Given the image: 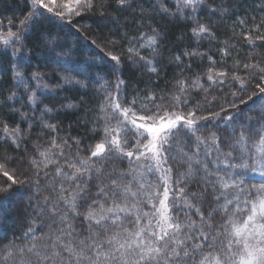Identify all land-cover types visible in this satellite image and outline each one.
Segmentation results:
<instances>
[{
	"label": "snow or ice",
	"instance_id": "obj_1",
	"mask_svg": "<svg viewBox=\"0 0 264 264\" xmlns=\"http://www.w3.org/2000/svg\"><path fill=\"white\" fill-rule=\"evenodd\" d=\"M169 3L175 7L169 8ZM115 8L127 13L123 20L118 13L108 10L106 0H29V10L20 21L19 30H9L0 36L4 45L10 42L18 45L13 49V55L20 56L12 68L13 80L25 85L27 103L32 106L31 115L19 108L10 110L20 115V122L15 127L10 128L0 120L4 137L19 149L26 138H31L35 124L45 132L56 133L46 147L34 143V155L25 147L21 165L26 163L28 171L21 172L17 168L9 172L0 163V174L11 182L0 186V205L12 195L14 186H19L27 189L26 207L39 210L40 215L47 212L50 225L58 222L55 231L38 237L36 232L39 229L34 219L23 235L25 241L31 242L18 244L16 240L19 238H14L4 245L0 248V264H264V185L245 188L240 177L228 171L249 167L247 163L231 162L236 159L233 151L239 146L241 157L246 152L253 159L252 170L260 169L258 174L264 176V147L257 149V153L245 148L257 137L264 146V103L258 109H249V112L257 111L258 115L245 113L235 104L230 105L231 111L221 107L220 111L207 116H196L199 105L197 109L184 113L182 109L189 102L187 93L190 88L208 91L200 84L199 77L191 85L186 83L187 77L175 81L174 91L161 95L159 103L152 91L140 99L133 90V99L126 102L127 106L120 99L126 85V81L120 78L123 55H127L130 63H142L148 72L159 75L156 61L163 55L160 51L163 34L152 26L154 17L188 20L194 25L192 35L200 39L214 36L211 20L207 17L201 20L200 10L207 9L211 16L217 12L224 15L229 9L217 4L216 0H150L149 8L142 6V0H115ZM89 12H96L102 23L112 25L115 31L109 30L111 36L129 23L128 16L137 25V35L129 37L125 31L120 40H107L104 45L113 49L105 58L116 76L114 91L108 89L105 73L96 71L85 76L83 70L72 67L74 62L66 56L60 34L45 27L54 18L64 22L67 17L66 22L71 24V17ZM237 22L243 25L246 21ZM253 25L257 29L261 26L255 20ZM144 28L151 34L140 30ZM244 39L249 46L255 45L251 35H245ZM257 39L264 41V36ZM121 41H127L129 46L125 52L117 53L114 50L121 47ZM141 49H150V56L141 55ZM196 55L203 54L185 51L170 57V61L180 64L182 56ZM38 56L45 57L46 64L49 58L57 64L60 71L53 73L57 84L44 82L49 73L40 71L39 63L34 65ZM28 67L35 70L25 75L21 69ZM90 67L85 65V68ZM243 69L249 71L250 78H255L253 70L260 75L256 86L258 92H253L248 101L254 98L264 101V86H261L264 84V67L260 63L244 64ZM82 76L83 79H77ZM207 79L212 84H223L227 82V74L209 69ZM231 79L238 81L241 87L246 84V80L235 73ZM32 80L36 81V88L41 89L39 94L36 89L29 91V81ZM89 80L100 84L98 92L107 94L98 108L85 109L79 123L86 126L91 114L89 133L95 136L102 131L103 135L94 145L88 146L89 155L81 157L82 141L71 138L72 144H69L67 137L59 136L60 122L49 121L54 115H69L86 103L83 98L72 101L67 96H58L57 92L65 90V86L87 89ZM16 95L13 92L7 100H14ZM241 104L247 107V101L241 100ZM137 110L145 114L138 115ZM37 111L39 116L35 115ZM113 120L115 124H112ZM21 123L28 124V128H21ZM202 128L207 131V136L202 134ZM133 138L136 143L129 149ZM40 139L42 137L38 136L37 140ZM182 139L193 140L197 152L189 154L182 148L178 150L175 145ZM209 143L212 147L204 156L217 153V159L212 163L224 164L226 169L223 172L210 169L203 158H197L200 146ZM222 143L233 151L221 152ZM73 144L75 154L71 151ZM174 153L181 158L177 159ZM221 156L224 158L220 159ZM110 157L127 158L129 169L122 172L113 169L106 173L104 165ZM185 163L188 165L186 170L174 171L173 165ZM18 174L25 178L18 179ZM149 174H158L156 180L149 181ZM198 175L200 178L196 179ZM125 179L127 183L123 182ZM190 185H203V191H189ZM209 187L211 191H208ZM45 191L49 194L33 204V197ZM146 206H150L149 211L143 210ZM84 207L87 211L81 213L78 209ZM217 214H220V220L216 219ZM191 215H196L199 223L192 220ZM77 219L83 220L79 227L74 223Z\"/></svg>",
	"mask_w": 264,
	"mask_h": 264
},
{
	"label": "trees",
	"instance_id": "obj_2",
	"mask_svg": "<svg viewBox=\"0 0 264 264\" xmlns=\"http://www.w3.org/2000/svg\"><path fill=\"white\" fill-rule=\"evenodd\" d=\"M106 2L108 4V10L118 13L121 20H123L127 13L115 8V0H106ZM216 3L223 4L229 11L224 15H220V13L217 12L215 15L209 16L207 9L200 10L201 20L207 17L212 22V31L214 33L212 37L202 36L200 39L194 37L191 33V28L194 25L188 20L161 16L154 17L151 21L152 26L159 28L163 34L160 41V51L163 55L157 58L156 61L159 75L148 72L142 63L138 65L130 63L127 55H123V74L120 78L126 81V85L122 88L123 94L120 99L122 102H125V106H127V101L133 99V90H135V94L140 99H143L152 91L156 95V102L159 103V97L161 95L174 91L173 85L175 81L187 77L186 83L191 85L192 81L199 77L200 84L203 85V88L208 89V91L205 93L202 88H190L187 93L189 102L186 106H183L182 109L184 113H187L189 110L197 109V105H199V108L196 110V116H207L212 112L220 111L221 107L230 109V105L235 104L245 113L258 115L257 111L249 112V109H258L264 101H261L259 98L248 101V97L252 96L253 92H258L256 86L260 82V75L253 70L252 74L255 78H250L249 71L243 69V65L260 63L261 67H264V41L257 39V37L264 36V0H216ZM142 6L144 8H149L150 0H142ZM167 6L169 8L175 7L171 3ZM28 10L29 0H0V36L1 34H6L9 30L13 32L18 31L20 28V21L24 19ZM67 19L69 18H66L65 21L62 22L54 18L50 23L46 24L45 27L60 34V42L64 48V52L66 56L74 62L72 67L83 70L85 76L96 71L105 73V80L108 82L107 87L110 91H114L116 76L111 72V63L105 58L107 53L113 51V49L105 48L104 45L107 40H120L121 34L125 31L129 37L137 35V25L131 22L132 17L128 16L129 23L121 28L115 36L109 35L110 29L115 31L112 25H105L102 23L96 12L84 13L79 17H71V24L66 22ZM238 20H245L246 22L241 25L237 22ZM253 20L261 24L258 29L254 27ZM9 21L12 23L9 24ZM140 30L146 31L149 35L151 34L150 30L147 28ZM245 35L252 36L255 40L254 46L248 45L244 39ZM30 38L34 39V37ZM93 41H95V44L92 43ZM97 45L100 47H97ZM17 46L18 45L11 42L8 45H4L0 42V120L6 122L10 128L15 127L20 122L19 113L11 112L10 110L12 108H19L21 111L29 113V115L32 114L30 111L32 106L27 103L28 97L25 94V85L13 80L12 68L20 60L19 55H13V49ZM128 46L127 41H121V47L114 51L123 53ZM221 49H225L227 54H225V51H221ZM185 51H194L202 53L203 55L192 57L182 56V63L180 64H177L175 61H170V57L182 54ZM150 54V49H141V55L149 57ZM209 57H211V60ZM44 61L45 57L38 56L37 60L33 63L34 65L39 63V70L49 73L44 81L45 83L51 85L57 84L58 80L56 76L53 75V73L60 71L57 64L50 58L47 64ZM213 61L215 64H213ZM237 62L240 64L239 68H237ZM85 65H91V67L85 68ZM209 69H213L215 72H225L227 74V82L223 84H212V82L207 79ZM21 70L27 75L35 69L34 67H28ZM233 73L246 80L244 87H241L238 81L231 79ZM83 78V76L77 77V79ZM87 83V89L69 88L65 86V90L58 91V96H67L72 101H78L83 98L86 103L82 105L79 110L73 111L69 115H54L49 121L51 123L60 122L59 136L67 137L69 144H72L71 138H79L82 141L81 148L84 150L80 151L81 157H87L89 155L88 146L98 142L103 133L102 131L97 132L95 136L89 133V129L92 127L91 114L88 117L89 123L86 126L79 123V120L84 116L86 108H98L100 102L104 100V96L107 94L97 91L100 84L91 80L87 81ZM100 83L102 84L104 81ZM29 85V91L36 89L37 94L41 92V89L36 88V81H29ZM261 86H264V84ZM44 91L45 93L47 92V90ZM13 92L17 94L16 98L12 101L7 100V97L12 95ZM233 92L237 93V95L233 96ZM241 100L247 101V107L241 104ZM45 103H48V99H45ZM137 114L143 115L145 113L137 110ZM147 114L150 115L151 113ZM35 115L39 116V111H37ZM45 119H48V117H45ZM115 123L116 121L113 120L112 124ZM69 125H71V127H69ZM2 127L3 126L0 125V129H2ZM20 127L27 129L28 124L21 123ZM208 127L211 128V124H209ZM237 131H239V129H237ZM201 132L205 136L208 134L203 128ZM55 135L56 133L43 131L39 124H35L31 129V138H26L25 143H21L19 149L12 144L10 139H6L0 135V162L5 165L6 169L8 167L11 169L19 168L21 172L28 171V165L26 163L21 165V158L24 156L25 147L28 148L29 154L34 155L35 152L32 148L34 143H39L42 147H46L52 136ZM221 135H223V133H221ZM38 136H41L42 139L37 140ZM135 143V139H131L128 148L131 149L132 145ZM194 143L193 140L182 139L175 147L178 150L182 148L185 153L195 154L197 149L194 147ZM210 147H212L210 143L208 145H201L197 158H203L204 161L208 163L210 169H219L223 172L226 169L224 164L212 163L217 159V153L214 152L208 157L204 156V153ZM262 147L264 146L260 145L258 137L245 145V148L250 149L252 153H257V149ZM220 149L221 152L224 153L233 151L223 143L220 145ZM71 151L75 154L76 146L74 144ZM174 154L177 155V159L181 158L178 153ZM233 156L236 157V159L232 160V163H247L249 165L248 168L228 169V171L240 177L245 188L264 185L263 179L254 176L252 170L253 159L250 158L246 152L244 156L241 157V148L237 146L233 151ZM223 158L222 156L220 157V159ZM256 158L259 159V154H257ZM60 163H63V161H60ZM104 167L106 173L112 172L113 169L117 172H122L129 169V163L127 158L119 160L110 157L105 162ZM173 167L174 171H184L187 169L188 165L185 163L182 166L173 165ZM51 170L54 172L55 168L52 167ZM17 178L23 180L25 177L22 174H18ZM156 178V175H148L149 181L156 180ZM199 178L198 175L196 179ZM123 182L127 183V179ZM10 183V181L0 174V186H5ZM95 183L96 181L94 179L93 184ZM71 187L74 188L75 185ZM188 190L203 191V185L200 187L190 185ZM92 191H96L95 187L92 188ZM208 191H211L210 187ZM48 194L49 192L45 191L34 196L32 203L35 204L37 201H42L43 196ZM26 195L27 189L14 186L12 195L4 201L3 205H0V248L10 241H13L14 238H19L16 240L18 244L31 242L30 240L25 241L23 235L28 231L34 219L36 220V227L39 229L36 232V236L38 237L55 231L56 227H58V222L56 224H49L47 212L40 215L38 214L39 210L26 207ZM193 203H196V201H193ZM61 207H63V205H61ZM232 207H235V205ZM78 210L83 213L87 211V208H79ZM143 210L149 211L150 206L144 207ZM204 210L206 215L207 201H205ZM244 214L246 215V213ZM183 215L184 213L182 212L181 219H183ZM191 219L199 223V218L196 215H191ZM216 219L220 220V214H217ZM41 222H43L42 226ZM74 223L79 227L83 223V220L77 219ZM95 230L100 231V229ZM111 230L115 231V229ZM84 234L86 235V233Z\"/></svg>",
	"mask_w": 264,
	"mask_h": 264
},
{
	"label": "rangeland",
	"instance_id": "obj_3",
	"mask_svg": "<svg viewBox=\"0 0 264 264\" xmlns=\"http://www.w3.org/2000/svg\"><path fill=\"white\" fill-rule=\"evenodd\" d=\"M66 18H67V17H66ZM7 32H8V31H7ZM6 34H7V33H6ZM6 34H1V36H2V35H6ZM0 135H2V137H4V134H3V132H2V129H0ZM0 163H1V162H0ZM5 170H8L9 172H12V171H14V170H16V169H15V168L11 169V168H8V167H7V169L5 168ZM0 171H2V170H0ZM259 171H260V169H257V171H253L254 176H256V177H258V178L264 180V176H261V175L258 174ZM157 175H158V174H156V176H157ZM159 190L162 191V188H160Z\"/></svg>",
	"mask_w": 264,
	"mask_h": 264
}]
</instances>
